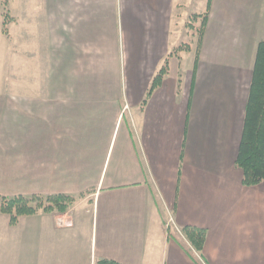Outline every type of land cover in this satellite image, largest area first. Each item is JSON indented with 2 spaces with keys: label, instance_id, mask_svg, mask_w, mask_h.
Instances as JSON below:
<instances>
[{
  "label": "crops",
  "instance_id": "crops-1",
  "mask_svg": "<svg viewBox=\"0 0 264 264\" xmlns=\"http://www.w3.org/2000/svg\"><path fill=\"white\" fill-rule=\"evenodd\" d=\"M5 2L0 201L73 202L70 226L0 212V264H264V181L235 164L264 0Z\"/></svg>",
  "mask_w": 264,
  "mask_h": 264
},
{
  "label": "trees",
  "instance_id": "trees-1",
  "mask_svg": "<svg viewBox=\"0 0 264 264\" xmlns=\"http://www.w3.org/2000/svg\"><path fill=\"white\" fill-rule=\"evenodd\" d=\"M196 16L202 18L199 28L201 36L207 22V12L193 15L192 18ZM188 25L192 26L191 23ZM166 72L167 61L153 77L147 96L159 85ZM235 164L243 172V185L252 186L264 181V40L258 42L256 49ZM72 202V197L62 194L1 197L0 212L8 214L10 223L16 224L22 215H31L39 210L65 211ZM180 232L189 245L186 248L187 252L196 260L192 251L201 255L206 240V230L186 225L180 228ZM96 264L121 263L112 259L98 258Z\"/></svg>",
  "mask_w": 264,
  "mask_h": 264
},
{
  "label": "rangeland",
  "instance_id": "rangeland-1",
  "mask_svg": "<svg viewBox=\"0 0 264 264\" xmlns=\"http://www.w3.org/2000/svg\"><path fill=\"white\" fill-rule=\"evenodd\" d=\"M2 1V3H0L1 4V7H0V10H2V13H3V15L4 16H6L7 15V13H8V10H7V7H6V5H5V0L3 1V0H1ZM193 2H192V5H188V7H187V9H189L190 8V10H198L199 8L197 7L198 5H204L205 4V2L207 1V0H192ZM198 3V4H197ZM197 4V5H196ZM6 19L4 18V21H5ZM192 22V19H190V23ZM5 23V22H4ZM3 24V23H2ZM189 24V22H186V28L187 27H189V28H191V26L190 25H188ZM200 26H201V20H200V24H198V26L196 27V33L199 35V28H200ZM5 31V30H4ZM187 34H188V32H186L185 34H184V38L187 36ZM1 52H3V51H1ZM2 62H3V60H1V57H0V68H2Z\"/></svg>",
  "mask_w": 264,
  "mask_h": 264
},
{
  "label": "built area",
  "instance_id": "built-area-1",
  "mask_svg": "<svg viewBox=\"0 0 264 264\" xmlns=\"http://www.w3.org/2000/svg\"><path fill=\"white\" fill-rule=\"evenodd\" d=\"M56 217L59 226H70L72 224V217L69 211L60 212L56 215Z\"/></svg>",
  "mask_w": 264,
  "mask_h": 264
}]
</instances>
